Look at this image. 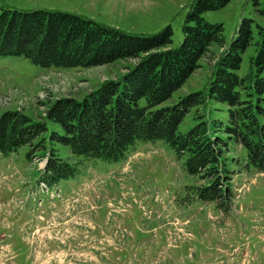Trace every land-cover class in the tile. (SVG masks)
<instances>
[{
    "label": "rangeland",
    "instance_id": "rangeland-1",
    "mask_svg": "<svg viewBox=\"0 0 264 264\" xmlns=\"http://www.w3.org/2000/svg\"><path fill=\"white\" fill-rule=\"evenodd\" d=\"M193 1L0 0V5L70 12L133 34H153L170 25L171 46H177ZM202 16L222 25L225 44L236 36L242 19L252 20L254 39L242 53L240 67L245 71L264 27V0H230ZM220 50L212 45L163 104L201 89ZM134 62L41 67L23 56H0V113L17 110L45 122L47 137L54 123L44 111L55 99L68 95L79 99L103 80L122 75ZM225 118L226 106L207 99L190 108L178 130L187 132L200 121L213 129V119ZM45 145L51 147L48 140ZM57 146L61 156L70 155ZM28 150L23 145L0 154V264H264V173L238 171L237 165L231 178L235 195L224 212L214 202L197 198L192 186L203 180L187 173L184 159H178L168 143L137 140L129 163L71 154L68 160L78 162L77 173L59 181V195L51 199L42 193L48 152L37 150L27 156Z\"/></svg>",
    "mask_w": 264,
    "mask_h": 264
},
{
    "label": "trees",
    "instance_id": "trees-1",
    "mask_svg": "<svg viewBox=\"0 0 264 264\" xmlns=\"http://www.w3.org/2000/svg\"><path fill=\"white\" fill-rule=\"evenodd\" d=\"M229 1L194 0L177 46H171L170 25L153 34H133L70 12L0 5V56H23L41 67L88 68L117 59L135 61L122 75L103 80L79 99L72 95L55 99L45 113L54 123L47 137L45 122L33 121L22 111H2L0 153L7 155L23 145L29 147L27 156L47 150L43 178L52 184L77 173L78 162L68 160L71 154L116 162L126 159L137 140H163L178 159H184L187 173L203 180L192 186L199 200L214 202L227 212L236 166L264 172V27L253 43L255 53L241 71L242 53L254 39L252 20L242 19L236 36L225 44L222 25L202 16ZM212 45L221 50L208 84L173 104H163ZM207 99L226 106L225 120L213 119V129L200 121L180 132L185 114ZM57 145L70 155L61 156ZM237 149L240 157L235 155ZM227 152L232 154L226 156Z\"/></svg>",
    "mask_w": 264,
    "mask_h": 264
}]
</instances>
